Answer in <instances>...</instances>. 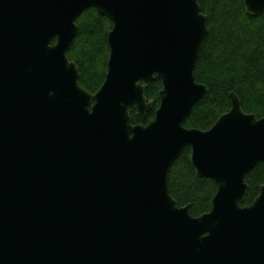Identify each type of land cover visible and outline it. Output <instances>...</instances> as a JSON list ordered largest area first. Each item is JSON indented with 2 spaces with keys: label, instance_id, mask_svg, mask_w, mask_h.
I'll return each mask as SVG.
<instances>
[{
  "label": "water",
  "instance_id": "1",
  "mask_svg": "<svg viewBox=\"0 0 264 264\" xmlns=\"http://www.w3.org/2000/svg\"><path fill=\"white\" fill-rule=\"evenodd\" d=\"M244 5L264 15V0ZM89 9L112 24L95 94L68 58ZM208 33L198 0H0V264H264V185L242 206L264 118L232 92L209 130L185 126L208 94L195 76ZM156 79L154 119L133 124ZM186 148L217 187L199 217L170 194Z\"/></svg>",
  "mask_w": 264,
  "mask_h": 264
},
{
  "label": "trees",
  "instance_id": "2",
  "mask_svg": "<svg viewBox=\"0 0 264 264\" xmlns=\"http://www.w3.org/2000/svg\"><path fill=\"white\" fill-rule=\"evenodd\" d=\"M208 17V35L196 66L197 82L204 84L208 94L193 108L185 126L209 130L231 109L230 93L241 100L245 113L264 118V15L250 17L244 0H198ZM79 33L68 52L79 69V84L91 94L97 93L106 80L109 48L107 36L111 22L95 9L85 11L77 20ZM55 41L53 42V44ZM161 81L156 79L146 89L152 111L141 121L132 108L133 124H149L159 107ZM243 207L251 206L264 185V162L252 170ZM170 194L179 207L191 205L190 213L199 217L210 212L216 185L197 176L191 162V149L186 148L172 167Z\"/></svg>",
  "mask_w": 264,
  "mask_h": 264
}]
</instances>
